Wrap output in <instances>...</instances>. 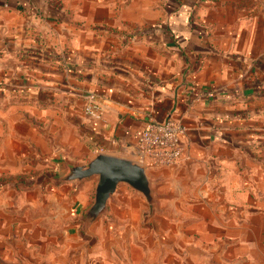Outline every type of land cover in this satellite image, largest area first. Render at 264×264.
<instances>
[{"label": "crops", "instance_id": "obj_1", "mask_svg": "<svg viewBox=\"0 0 264 264\" xmlns=\"http://www.w3.org/2000/svg\"><path fill=\"white\" fill-rule=\"evenodd\" d=\"M171 118L151 205L120 183L88 223L96 177L20 179ZM0 264H264V0H0Z\"/></svg>", "mask_w": 264, "mask_h": 264}, {"label": "water", "instance_id": "obj_2", "mask_svg": "<svg viewBox=\"0 0 264 264\" xmlns=\"http://www.w3.org/2000/svg\"><path fill=\"white\" fill-rule=\"evenodd\" d=\"M91 177H96V185L93 203L84 215V220L88 223L104 214L107 200L120 183L139 192L149 205L152 204L145 165L138 160L99 153L82 165H66L64 170L52 179L57 183L79 182Z\"/></svg>", "mask_w": 264, "mask_h": 264}, {"label": "built area", "instance_id": "obj_3", "mask_svg": "<svg viewBox=\"0 0 264 264\" xmlns=\"http://www.w3.org/2000/svg\"><path fill=\"white\" fill-rule=\"evenodd\" d=\"M84 115L90 119H100L102 105L94 93L86 96ZM184 128L175 119L164 121L148 120L140 132L136 143L138 161L145 166L173 167L183 158L184 149L180 137Z\"/></svg>", "mask_w": 264, "mask_h": 264}, {"label": "rangeland", "instance_id": "obj_4", "mask_svg": "<svg viewBox=\"0 0 264 264\" xmlns=\"http://www.w3.org/2000/svg\"><path fill=\"white\" fill-rule=\"evenodd\" d=\"M47 169V167H46ZM63 171V169L61 170V168L57 167L56 169L53 170H49L47 173L44 172H35V173H29V174H25V175H21L22 177H20V179H25V181L31 182L30 184H32L35 181L38 180H50L51 178H53L54 176H57L58 174H60Z\"/></svg>", "mask_w": 264, "mask_h": 264}, {"label": "trees", "instance_id": "obj_5", "mask_svg": "<svg viewBox=\"0 0 264 264\" xmlns=\"http://www.w3.org/2000/svg\"><path fill=\"white\" fill-rule=\"evenodd\" d=\"M190 21H191V17H189V19H188V22H190ZM154 28H157V29L160 28V29H161L160 26H155ZM140 32H141V31H139L138 34H140ZM144 32L146 33V31H144Z\"/></svg>", "mask_w": 264, "mask_h": 264}]
</instances>
